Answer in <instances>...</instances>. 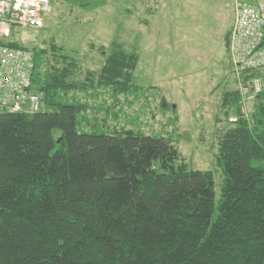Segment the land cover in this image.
I'll return each instance as SVG.
<instances>
[{"label":"trees","instance_id":"16d2710c","mask_svg":"<svg viewBox=\"0 0 264 264\" xmlns=\"http://www.w3.org/2000/svg\"><path fill=\"white\" fill-rule=\"evenodd\" d=\"M29 48L42 108H0V264H264V66L231 57L235 88L215 117L218 199L214 172L190 168L171 137L96 130L97 109L91 128V93L142 89L138 53L115 45L82 79L62 47Z\"/></svg>","mask_w":264,"mask_h":264},{"label":"rangeland","instance_id":"374dc122","mask_svg":"<svg viewBox=\"0 0 264 264\" xmlns=\"http://www.w3.org/2000/svg\"><path fill=\"white\" fill-rule=\"evenodd\" d=\"M235 5L236 0H64L45 15L43 29L28 30L26 44L62 47L81 67L82 79L89 70H101L115 45L138 53L135 84L142 89L118 99L107 89L91 93V128L99 121V131L125 128L171 137L190 168L214 172L219 199L224 174L216 160L215 117L221 93L235 88L226 45Z\"/></svg>","mask_w":264,"mask_h":264},{"label":"built area","instance_id":"2783aa9c","mask_svg":"<svg viewBox=\"0 0 264 264\" xmlns=\"http://www.w3.org/2000/svg\"><path fill=\"white\" fill-rule=\"evenodd\" d=\"M64 0H0V108L36 112L42 102L30 89L34 54L30 29L45 27V15ZM229 52L238 68L264 66V0H236ZM33 40V39H32ZM245 94L249 88L243 89Z\"/></svg>","mask_w":264,"mask_h":264}]
</instances>
